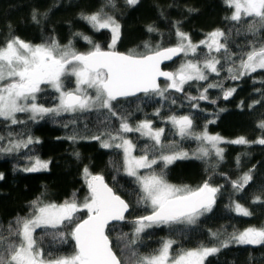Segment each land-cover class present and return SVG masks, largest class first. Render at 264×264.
I'll return each mask as SVG.
<instances>
[{"label":"trees","instance_id":"trees-1","mask_svg":"<svg viewBox=\"0 0 264 264\" xmlns=\"http://www.w3.org/2000/svg\"><path fill=\"white\" fill-rule=\"evenodd\" d=\"M113 3L114 7L108 0H0V44L12 37H19L32 45L48 43L52 39L61 47L71 43V47L80 53L89 51L95 44L103 50L108 49L112 40L111 32L108 29L97 31L82 18L102 8L119 23L120 34L115 51L125 54L145 53L148 51L146 44L153 50L157 47H174L178 42L177 29L187 33L193 44H199L209 33L219 29L225 32L226 42L234 53L247 50L253 40L257 44L264 42V30L253 36L247 33V23L237 24L227 19L232 10L225 5L224 0H139L134 6L128 5L126 0H113ZM34 13L39 23L33 21ZM149 28L153 31H149ZM84 36L89 37L92 43L85 41ZM207 51L201 45L195 56L191 53L185 59L180 56L165 68L173 71L183 60L202 62ZM212 55L223 63L221 53L213 52ZM206 74L208 80L191 81L184 85L182 92L169 89L165 94L166 99L158 95H140L113 102L115 111L127 117L132 127L141 121L150 120L154 128L165 129L162 137L165 145L174 142L177 151L189 154L188 158L177 159L166 168L163 162H159L153 169L142 170L141 175L154 170L157 174L162 172L164 179L172 185L196 188L207 180L220 189L212 210L201 216L197 224L153 227L141 233L137 244L132 246L141 255L153 252L164 239L176 240L174 249L195 248L202 243L219 246L218 240L210 238V232H219L221 239H225L233 231L264 225V202L253 203L256 197L264 201V145L227 143L238 137L256 141L264 136V129L258 127L264 121V70L258 69L237 80L227 79L225 70H221L219 76L215 73ZM65 82L71 84L70 79ZM210 83H222L225 90L234 88L235 92L224 99L219 87H207ZM204 88H207L208 99H188L189 96L198 97ZM56 97L55 91L46 89L38 94L37 99L45 107H53L57 103ZM172 100L176 103L173 104ZM192 103L198 104V107L192 108ZM157 110L160 112L158 116L155 115ZM106 115V110H94L65 113L58 117L46 116L34 122L28 119L27 113H18L17 118L25 123L17 125H10L0 119V135L5 137L0 145L8 143L9 133L17 139H27L30 135L40 141L19 152L0 153V174H3V179H0V225L5 235L9 223L17 217L28 216L32 212V202L38 198L43 203L61 204L71 200L75 194V198L82 202L88 195L84 175L87 167L92 175L103 176L108 186L129 205L125 220L108 226L106 232L114 251L125 264H130V252L124 249L126 241H122L121 237L129 234L130 238L133 232L131 221L149 214L150 209L146 211L137 203L139 186L123 169V151L115 147H101L100 140L91 139L93 135L105 131L106 127L114 134L119 128V120L115 117L106 125ZM172 115H190L194 132L201 133L206 126L208 134L222 137L225 142L218 146L224 149L223 159L214 153L206 158H197L196 150L200 142L175 135L168 122V117ZM73 120L75 123L70 122ZM21 133L23 137L19 135ZM123 134L136 145L135 152L138 155L144 154L141 149L145 144L152 143L138 132ZM72 136L76 139H69ZM149 155L151 157L153 153ZM155 155H159V152ZM29 156L48 161V169L23 171L28 166ZM245 173L251 174V181L242 191L234 190L232 182L239 181ZM234 202L242 204L252 215H237L232 210ZM78 215L81 219L86 218V212ZM61 230L68 232L70 227ZM34 235L45 253L69 254L73 251L74 242L70 237L67 243H59L51 235H44L42 229H37ZM205 264H264V245L230 243L228 247H221L219 252L207 257Z\"/></svg>","mask_w":264,"mask_h":264},{"label":"snow or ice","instance_id":"snow-or-ice-1","mask_svg":"<svg viewBox=\"0 0 264 264\" xmlns=\"http://www.w3.org/2000/svg\"><path fill=\"white\" fill-rule=\"evenodd\" d=\"M138 2L139 0H126L130 6ZM108 3L115 6L113 0H108ZM224 3L232 10L227 19L237 24L247 23L248 34L255 36L257 32L264 30V0H224ZM32 18L34 22L39 23L35 13ZM82 18L97 31H111L112 40L107 51L95 44L89 51L79 53L71 47V43L61 47L55 39L48 43L32 45L19 37H12L0 44V119L10 125H17L25 123L17 118L18 113L29 114L28 119L35 122L46 116L58 117L65 113L106 110V125L113 117L119 120V128L115 130V134L106 127L105 131L93 135L91 139L100 140L101 147L123 150V169L139 186L137 203L146 211L150 209L149 214L131 221L133 232L130 238L129 234H123L121 237L122 241H126L124 249L130 252V264H205L207 257L219 252L221 247H228L230 243L264 245L262 225L233 231L225 239H221L219 232H210V238L218 240L219 246H207L202 243L195 248L174 249L173 245L177 241L164 239L153 252L139 254L132 246L137 244L141 233L153 227L171 228L178 224H197L201 216L212 210L220 189L212 186L207 180L196 188L172 185L164 179L162 172L157 174L154 170L141 175L140 169H153L159 162H163L166 168L177 159L188 158L189 154L177 151L174 142L164 144V128H154L150 120L141 121L132 127L127 117L119 115L113 105L119 98L135 96L137 93H144L146 96L158 95L166 99L165 94L169 89L182 92L184 85L191 81L208 80L206 73L219 76L220 71L225 70L228 73L227 79L237 80L255 73L258 69L264 70V42L257 44L253 40L247 50L234 53L229 49L225 32L219 29L209 33L199 44H193L187 33L177 29L178 42L174 47H157L153 50L146 44L148 51L145 53L124 54L115 51L120 25L112 16L107 15L103 8ZM148 30L153 31L152 28ZM83 39L89 44L92 43L87 36ZM201 45L208 50L202 62L187 60L174 72L161 70L163 61L172 60L181 53L185 57L189 53L195 56ZM213 52L222 54L223 63L220 58L212 55ZM66 77L75 78V87L71 90H65L63 80ZM161 77L167 82L163 88L158 83ZM45 86L58 93V103L53 107L38 103V94L45 91ZM207 87H219L224 99H228L235 92L234 88L225 90L222 83H210ZM206 93L207 88H204L198 97L189 96L188 99L205 100L208 99ZM172 103L175 104L176 101L172 100ZM191 107L197 108L198 104L192 103ZM155 115H160L159 110ZM70 122L75 123V120ZM168 122L172 125L174 134L181 139L200 142L196 150L197 158H206L214 153L216 157L223 159L224 149L218 146L225 142L223 138L208 134L206 126L205 131L194 132L193 118L190 115H172L168 117ZM258 127L264 129V121H261ZM129 132H139L141 137H146L152 142L145 144L141 149L143 155H133L136 145L122 135ZM19 135L23 137V133ZM105 136L107 139H103ZM9 137L7 144L0 145V153L19 152L22 148L40 142L30 135L27 139H17L9 133ZM4 139L5 137L0 135V141ZM69 139L75 140L76 137ZM227 143L264 145V136L256 141L238 137ZM150 152L153 153L151 157ZM156 152H159V155H155ZM237 162L239 163V158ZM48 165V161L41 160L38 156H29L28 166L23 171L47 170ZM84 175L88 195L82 202L75 198V194L71 200L61 204L43 203L38 198L32 202V212L28 216L17 217L14 222L9 223L6 235L0 225V264H125L121 256L114 251L106 229L111 221L125 220L129 205L104 182L103 176L92 175L87 167L84 169ZM0 179H3V174H0ZM251 179V174L245 173L239 181L232 182L233 189L242 191ZM258 202L264 201L256 197L253 203ZM232 210L244 217L252 215L240 203L234 202ZM84 212L86 218L81 219L78 214ZM66 227H70V231L61 230ZM37 229H42L44 235H51L53 240L59 243H67L70 237L74 241L73 251L69 254H56L51 251L45 253L34 235ZM49 229L54 231L49 232Z\"/></svg>","mask_w":264,"mask_h":264},{"label":"water","instance_id":"water-1","mask_svg":"<svg viewBox=\"0 0 264 264\" xmlns=\"http://www.w3.org/2000/svg\"><path fill=\"white\" fill-rule=\"evenodd\" d=\"M105 51H107V50H105ZM117 52H118V51H117ZM119 53H122V52H119ZM124 54H125V53H124ZM181 55H182V53L179 54V55H177V56H175V57H173L172 60H166V61H163L162 64H161V70H163V71H171V70L166 69L165 67L168 66V65H171L172 63H174L177 59H179V57H180ZM158 83L161 85V84H163V83H167V82L164 80L163 77H161V78L158 79ZM140 95H145V94H144V93H137L135 96H131V97H122V98H119L117 101L133 99V98H136V97H138V96H140ZM104 182H105V180H104ZM105 183H106V182H105ZM106 184H107V183H106ZM107 185H108V184H107ZM128 211H129V210H128ZM127 213H128V212L125 213V216H126ZM123 221H124V220H123ZM123 221H111V222L109 223L108 226H110V225H112V224L122 223ZM107 228H108V227H107ZM106 231H107V229H106ZM73 242H74V241H73Z\"/></svg>","mask_w":264,"mask_h":264},{"label":"rangeland","instance_id":"rangeland-1","mask_svg":"<svg viewBox=\"0 0 264 264\" xmlns=\"http://www.w3.org/2000/svg\"><path fill=\"white\" fill-rule=\"evenodd\" d=\"M110 31V30H109ZM111 32V31H110ZM111 35H112V33H111ZM111 43V42H110ZM105 50H108V49H105ZM80 53V52H79ZM190 54V53H189ZM181 56H183V59H185V56L182 54ZM183 62H186V60H183L182 62H180V64H179V66L177 67V68H175L174 70H173V72L174 71H176L179 67H180V65L183 63ZM67 79H70L71 80V84L70 85H67L66 84V80ZM63 83H64V87H65V90H71V89H73L74 87H75V78L74 77H66V78H64V80H63ZM166 85V84H165ZM165 85H162V88L165 86ZM46 89H49V90H53L51 87H49V86H45V90ZM54 91V90H53ZM91 91V90H90ZM57 94V96H58V93H56ZM57 103H58V101H57ZM29 115V114H28ZM139 133V132H138ZM140 134V133H139ZM123 136H124V134H122ZM125 137V136H124ZM126 138V137H125ZM127 139H129V138H127ZM117 142H119V141H117ZM122 150V149H121ZM123 151V150H122ZM133 155H137V156H139L138 154H136V152H135V150L133 151ZM142 170H144V169H140L139 171H140V174H141V172H142Z\"/></svg>","mask_w":264,"mask_h":264},{"label":"bare ground","instance_id":"bare-ground-1","mask_svg":"<svg viewBox=\"0 0 264 264\" xmlns=\"http://www.w3.org/2000/svg\"><path fill=\"white\" fill-rule=\"evenodd\" d=\"M166 83H163L162 85H165Z\"/></svg>","mask_w":264,"mask_h":264},{"label":"flooded vegetation","instance_id":"flooded-vegetation-1","mask_svg":"<svg viewBox=\"0 0 264 264\" xmlns=\"http://www.w3.org/2000/svg\"><path fill=\"white\" fill-rule=\"evenodd\" d=\"M161 87H162V84H161Z\"/></svg>","mask_w":264,"mask_h":264}]
</instances>
